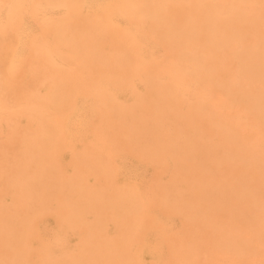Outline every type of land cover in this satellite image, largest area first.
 Returning <instances> with one entry per match:
<instances>
[{
	"label": "bare ground",
	"instance_id": "bare-ground-1",
	"mask_svg": "<svg viewBox=\"0 0 264 264\" xmlns=\"http://www.w3.org/2000/svg\"><path fill=\"white\" fill-rule=\"evenodd\" d=\"M16 1L0 34V104L23 103L28 116L0 114V264H142L134 245L148 208L120 154L157 209L181 218L183 235L165 240L174 260L198 241L229 264L263 255L264 0H119L93 15L87 0ZM80 99L91 123L76 139ZM45 219L76 231L73 251L47 254Z\"/></svg>",
	"mask_w": 264,
	"mask_h": 264
},
{
	"label": "rangeland",
	"instance_id": "rangeland-1",
	"mask_svg": "<svg viewBox=\"0 0 264 264\" xmlns=\"http://www.w3.org/2000/svg\"><path fill=\"white\" fill-rule=\"evenodd\" d=\"M119 0H87V6L84 9L85 15H93L107 11L113 3ZM215 3L217 0H209ZM18 2L16 0H8L3 5H0V34L5 33L8 29V25L13 19L15 11L18 9ZM55 12L49 9H38L34 11L35 17L45 16L50 18L54 16ZM121 23H127L129 18L125 15L120 17ZM140 34H145L147 26V20L139 15L137 21L132 24ZM46 51L50 54V60L57 62L58 55L51 50V47L46 45ZM26 62L23 59L14 57L12 60V69L16 72L23 70ZM142 76V75H141ZM139 77V81L142 82V77ZM201 99H205L210 106L220 107L225 113L231 112V110L223 105L219 99L217 93L203 92L200 94ZM90 104L87 99H80L77 105L74 107L69 117V127L75 132L76 139H82L88 127L90 126ZM0 114L6 117L25 119L28 116V110L23 103H8L7 105L0 104ZM231 114V113H230ZM260 148V147H259ZM115 155V153H114ZM117 164L120 170L121 176L128 182L136 185L137 187L144 189L142 195L146 202L148 210L145 211L146 226L139 232V237L134 245L136 255L140 257L142 264H229L228 261L217 254L212 247L207 245L206 242H197V248L195 251L190 252L188 255L182 256L180 261L174 260L171 256L166 239L172 237H181L184 233V227L181 218L178 215L165 213L159 211L154 205L155 195L151 189L146 188L144 174L132 171L131 161L128 156L120 154L115 156ZM221 173H225V170ZM146 189V190H145ZM90 217L89 219H91ZM93 219V218H92ZM264 223V219H263ZM217 228V225H214ZM106 231L109 236L116 234V228L113 223L107 225ZM216 229H212L215 233ZM64 232V235L62 234ZM41 237L45 242L46 252L50 256L58 257L64 256L73 251L76 246L75 230L63 231L56 228L50 219H45L41 223ZM209 236H212L210 234ZM250 242H254L253 234L245 235ZM210 238V237H209ZM36 245V244H35ZM238 264H264V254L255 257L245 258Z\"/></svg>",
	"mask_w": 264,
	"mask_h": 264
}]
</instances>
